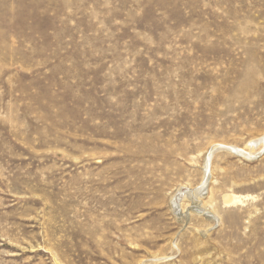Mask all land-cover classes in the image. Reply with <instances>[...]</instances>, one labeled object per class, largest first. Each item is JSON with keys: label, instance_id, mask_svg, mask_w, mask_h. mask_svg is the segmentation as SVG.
Returning <instances> with one entry per match:
<instances>
[{"label": "rangeland", "instance_id": "1", "mask_svg": "<svg viewBox=\"0 0 264 264\" xmlns=\"http://www.w3.org/2000/svg\"><path fill=\"white\" fill-rule=\"evenodd\" d=\"M263 252L264 0H0V264Z\"/></svg>", "mask_w": 264, "mask_h": 264}, {"label": "bare ground", "instance_id": "2", "mask_svg": "<svg viewBox=\"0 0 264 264\" xmlns=\"http://www.w3.org/2000/svg\"><path fill=\"white\" fill-rule=\"evenodd\" d=\"M246 155V154H245ZM208 165V159L206 162V167ZM249 195H236L233 193H224L222 198L225 205H238L243 204L245 200H247ZM264 253V252H263ZM263 253H260L253 258L257 261V264H264V255ZM248 257V255H246ZM251 259L250 257L247 258V260ZM252 261V260H251ZM246 263V261H244Z\"/></svg>", "mask_w": 264, "mask_h": 264}]
</instances>
